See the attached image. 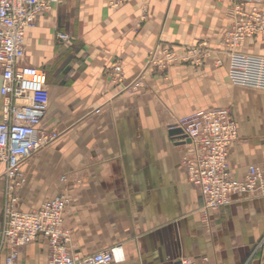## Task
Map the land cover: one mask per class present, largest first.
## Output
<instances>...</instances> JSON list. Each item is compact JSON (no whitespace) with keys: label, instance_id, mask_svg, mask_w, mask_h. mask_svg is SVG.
<instances>
[{"label":"crops","instance_id":"1","mask_svg":"<svg viewBox=\"0 0 264 264\" xmlns=\"http://www.w3.org/2000/svg\"><path fill=\"white\" fill-rule=\"evenodd\" d=\"M229 10L227 0H130L119 10L108 0H55L27 32L26 64L45 71L51 95L42 128L59 137L21 166L20 208L68 195L72 254L119 245L121 264H264V197H235L205 218L182 162L189 143L176 132L196 111L228 108L239 132L232 175L264 170V92L229 81ZM261 42L253 37L241 50L256 54ZM197 44L209 51L202 65L154 68L133 87L155 47L182 53ZM4 170L0 163V230ZM17 264H49L46 246L21 248Z\"/></svg>","mask_w":264,"mask_h":264},{"label":"built area","instance_id":"2","mask_svg":"<svg viewBox=\"0 0 264 264\" xmlns=\"http://www.w3.org/2000/svg\"><path fill=\"white\" fill-rule=\"evenodd\" d=\"M130 0H108L110 8L119 10ZM222 1V0H220ZM234 25L223 35L228 56L231 85L264 92V56L241 50L253 37H264V0H227ZM55 0H0V69L3 116L0 122V163L4 200L0 230V264H17L19 250L42 242L48 251L49 264H121L124 251L119 245L81 258L71 253L70 231L65 226L68 195L61 193L45 201L37 210L20 208L18 191L24 183L23 163L54 143L59 134L42 128L50 103L45 71L26 64V36L39 17L51 9ZM66 42L69 36L60 34ZM209 56L207 45L197 44L182 53L157 46L147 58L145 69L133 83L141 87L151 69L165 71L180 63L202 65ZM114 83L124 76L119 66L113 69ZM183 140L189 141L183 156L189 182L200 191L206 218L228 206L235 197H264V170L249 166L241 180L232 175L229 153L239 141L235 117L228 108H210L181 119ZM64 180V179H63ZM175 264H195L178 259Z\"/></svg>","mask_w":264,"mask_h":264},{"label":"rangeland","instance_id":"3","mask_svg":"<svg viewBox=\"0 0 264 264\" xmlns=\"http://www.w3.org/2000/svg\"><path fill=\"white\" fill-rule=\"evenodd\" d=\"M228 15H230L229 17L232 19V22L228 25V26H225L223 29H231L232 28V26L234 25V17H232V15L230 14V10H229V14ZM263 42H261L262 44V48H260L261 50H259V52H257L256 54L257 55H261V54H263L264 55V37H261V36H258ZM250 40V39H249ZM246 41H248V40H246ZM245 41V42H246ZM248 54H250V53H248ZM253 54H255V53H253ZM252 54V55H253ZM262 55V56H263Z\"/></svg>","mask_w":264,"mask_h":264},{"label":"water","instance_id":"4","mask_svg":"<svg viewBox=\"0 0 264 264\" xmlns=\"http://www.w3.org/2000/svg\"><path fill=\"white\" fill-rule=\"evenodd\" d=\"M176 132L182 134L180 130H177ZM188 143H189V141H188Z\"/></svg>","mask_w":264,"mask_h":264}]
</instances>
